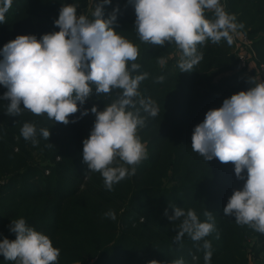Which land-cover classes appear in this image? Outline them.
I'll return each instance as SVG.
<instances>
[{
  "label": "trees",
  "instance_id": "16d2710c",
  "mask_svg": "<svg viewBox=\"0 0 264 264\" xmlns=\"http://www.w3.org/2000/svg\"><path fill=\"white\" fill-rule=\"evenodd\" d=\"M63 3H75L78 14L92 19L101 0H12L0 24V48L17 35L39 38L59 31L54 20ZM227 3V11L243 24L252 42L257 64H264V0ZM114 8H118L114 29L139 47L135 63L141 67L133 75L148 73L138 91L159 108L156 117L141 111L146 122L138 135L147 148V158L136 165L134 175L111 191L104 187L99 172L87 173L82 141L95 121L90 109L95 105L103 110L117 99L116 92L98 97L93 86V95L78 106L69 117L75 122L68 124L25 109L19 116L7 115L8 101L0 100V239L14 240L9 225L23 217L60 249L57 264H149L153 260L172 264L180 258L185 264H204L203 240L192 241L187 234L180 242L174 240L181 220L170 222L165 210L172 215L170 206L175 205L194 210L201 222L206 220L205 210L212 212L215 230L204 238L211 243L210 264H264V234L223 213L233 190L244 183L236 178L234 165L218 158L207 162L191 149L193 129L206 112L250 88L248 79L256 78L255 74L245 73L233 44L223 39L218 44L198 45L203 59L193 71L179 72L181 51L175 44L158 46L139 40L132 0H111L103 5V18ZM206 17L214 18L211 11ZM159 58L166 62L160 64ZM237 67L241 71L235 72ZM161 75L164 81L156 82ZM5 91L0 86V96ZM84 109L89 112L81 116ZM25 122L34 123L37 129L49 128L48 141L40 136L36 146L26 141L20 134ZM109 210L115 220L104 215ZM0 264L14 262L0 255Z\"/></svg>",
  "mask_w": 264,
  "mask_h": 264
},
{
  "label": "clouds",
  "instance_id": "9594fccd",
  "mask_svg": "<svg viewBox=\"0 0 264 264\" xmlns=\"http://www.w3.org/2000/svg\"><path fill=\"white\" fill-rule=\"evenodd\" d=\"M97 4L92 19L78 14V5L63 3L54 25L59 31L42 34L17 35L0 48V86L7 91L0 100H7L6 114L19 116L22 109L34 115H46L54 122H75L69 117L95 94L99 97L112 92L117 99L103 110L94 105L90 111L95 121L90 134L82 141V158L88 172H99L104 187L113 186L132 176L136 165L147 158V148L138 135L148 116L156 117L159 108L150 99L141 96L138 87L148 78V73L133 75L141 65L135 63L138 45L133 44L114 29V8L108 18H103V5ZM135 12V31L143 43L163 46L175 44L181 51L179 72H191L203 59L198 45L206 41L218 44L222 39L229 46L233 35L243 28L234 14L228 13L221 0H132ZM12 0H0V24L9 11ZM211 11L214 18L206 17ZM160 64L166 61L159 58ZM163 75L156 82H163ZM252 85L225 98L222 105L206 112L191 136V149L211 161L231 162L241 188L235 189L223 208L225 216H234L239 225H247L264 234V82L250 77ZM79 106V107H78ZM89 109L81 111L87 115ZM21 136L39 144L38 136L47 140L49 128L37 129L34 123L25 122ZM127 165V167L125 166ZM246 173V174H245ZM172 215H165L172 222L181 220L174 238L180 242L187 236L192 241L203 240L204 264H210V241L204 239L215 230L212 212L205 210L201 222L192 209L185 211L175 205ZM115 220L109 210L104 214ZM182 218V219H181ZM9 231L16 238L0 239V255L14 264H57L60 249L50 238L35 230L21 217L11 220ZM218 238V235H217ZM149 264H158L150 261ZM172 264H185L183 258Z\"/></svg>",
  "mask_w": 264,
  "mask_h": 264
},
{
  "label": "built area",
  "instance_id": "2783aa9c",
  "mask_svg": "<svg viewBox=\"0 0 264 264\" xmlns=\"http://www.w3.org/2000/svg\"><path fill=\"white\" fill-rule=\"evenodd\" d=\"M225 10H228L227 0H221ZM228 12V11H227ZM229 13V12H228ZM231 14V13H230ZM236 22L238 20L236 19ZM233 35V49L240 62L241 68L247 74H255L259 82L264 77V64L258 65V58L253 49L252 42L242 28L238 29ZM253 64V66H252Z\"/></svg>",
  "mask_w": 264,
  "mask_h": 264
},
{
  "label": "rangeland",
  "instance_id": "374dc122",
  "mask_svg": "<svg viewBox=\"0 0 264 264\" xmlns=\"http://www.w3.org/2000/svg\"><path fill=\"white\" fill-rule=\"evenodd\" d=\"M91 10H92V7H89V8H88V11L91 12ZM89 18H90V17H89ZM252 66H253V64H252ZM240 67H241V66H240ZM240 67H237V69L235 70V72H237V70H238V71H239V70L241 71ZM233 72H234V71H233ZM256 81L258 82V79H257V78H256ZM258 83H259V82H258ZM2 183H4V182H2Z\"/></svg>",
  "mask_w": 264,
  "mask_h": 264
}]
</instances>
